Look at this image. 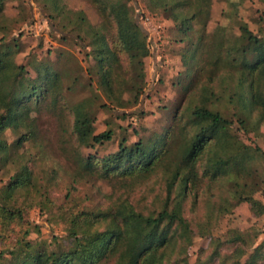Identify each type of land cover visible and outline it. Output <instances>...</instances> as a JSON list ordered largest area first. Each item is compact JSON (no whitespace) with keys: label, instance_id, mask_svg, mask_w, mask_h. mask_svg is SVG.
Instances as JSON below:
<instances>
[{"label":"trees","instance_id":"obj_1","mask_svg":"<svg viewBox=\"0 0 264 264\" xmlns=\"http://www.w3.org/2000/svg\"><path fill=\"white\" fill-rule=\"evenodd\" d=\"M6 1L0 0V171H13L3 184L8 190L42 188L28 205L17 199L0 205V242L11 245L8 254L23 255L29 258L28 264H264V242L255 244L254 237L237 228L215 234L225 207L245 201L253 213L264 211L262 203L245 190L262 182L264 152L241 135L250 138L249 133H261L264 142V33L253 32L236 14H229L238 19L239 34L252 46L236 42L233 30L225 29L209 66L194 53L187 54L189 71L179 83L183 98L173 108L170 124L162 132L129 143L123 138L117 150L100 155L85 153L84 148L111 141L113 131L96 133L92 101L70 104L66 100L63 77L67 71L51 61L44 71L34 60L16 62L21 47L17 38L6 37L10 29L4 14ZM35 1L51 7L63 4V0ZM87 1L96 8L100 22L79 39L93 60L86 72L96 75V87L105 99L100 107L129 109L136 100L125 99L123 92L128 84L144 80L147 32L129 15L123 0ZM258 1L263 8L256 22L264 28V0ZM210 2L145 0V7L149 12L175 15L181 20L179 31L188 34L194 25L205 24ZM230 5L236 9L238 3L230 1ZM77 68L83 70L78 61ZM234 82L243 84L245 93L234 103H217L213 97L223 95ZM228 108L231 118L225 115ZM34 110L52 116L55 153L70 164L66 171L70 181L59 204L52 196L59 169H35L36 161L49 159L46 145L39 142L34 154L24 147L39 139L21 129ZM7 130L16 135L11 142ZM153 178L160 187L150 191L155 187L149 186ZM95 179L118 189L102 203L78 200V185ZM137 187L147 188L140 197L131 192ZM32 206L68 230L83 227L90 232V240L82 242L70 232L63 238L32 242L28 235L40 232L39 225L28 219ZM53 208L56 215L49 216ZM196 236L209 241L191 261L189 248ZM0 264L23 263L6 261L0 251Z\"/></svg>","mask_w":264,"mask_h":264},{"label":"rangeland","instance_id":"obj_2","mask_svg":"<svg viewBox=\"0 0 264 264\" xmlns=\"http://www.w3.org/2000/svg\"><path fill=\"white\" fill-rule=\"evenodd\" d=\"M230 1L238 3L232 7ZM129 15L138 21L147 32L149 55L145 58L144 80L135 81L124 88L125 99H135L133 107L125 109L100 107L105 101L96 85V75H89L87 67L93 65V60L87 56L88 48L79 39L88 36L95 25L100 22V16L96 8L87 0H63L58 7L38 4L35 0H8L5 3L4 14L10 20L7 38L15 37L21 47V51L15 56L17 63L36 61L41 71L47 67L50 61L62 70L67 71L63 77L64 95L70 104L82 100L92 101V109L95 113L96 133L111 130L112 140L96 148H84V152L97 151L100 155L117 150L123 138L132 142L139 137H149L153 132H162L164 126L171 122V112L175 106L181 103L183 98L179 83L185 80L188 70L186 67V55L194 53L198 61L209 66L214 58L215 49L222 43L225 29H232L233 40L245 42L252 46V41L239 34L236 21L246 24L253 32L264 33L256 19L263 5L258 0H211L209 16L204 25L196 24L188 34H182L181 20L175 15L165 14L163 11L149 12L145 7V0H123ZM236 14L238 18H231L229 14ZM232 14V15H233ZM234 17V16H233ZM227 26V27H226ZM2 32H0V37ZM190 41H193L190 44ZM189 46V47H188ZM75 58L70 61L69 58ZM77 61L83 68L78 70ZM192 74V73H190ZM77 77L74 79V77ZM72 88L69 90L67 86ZM245 93L243 84L234 82L226 88L221 96L216 94L213 99L220 103L227 101L234 103L237 97ZM96 95V98L93 96ZM123 111L126 115L122 116ZM227 117H232L230 108L225 110ZM56 124L52 116L45 111H32L29 118L22 124L21 129L27 131L30 137H37V143L26 142L25 148L31 153L37 151L39 142L46 145L49 159L36 161L35 169L42 166H56L59 169L60 178L58 186L53 190L52 196L56 204L62 203L65 187L70 181L66 171L70 169L62 157L57 155L53 143L56 132ZM246 142L257 143L264 152V142L261 133H249L246 137L241 133ZM9 142L16 137L10 130L6 131ZM251 139V140H250ZM12 170L0 171V205L11 204L13 199L20 203L30 204L40 194L41 186L32 188L22 187L16 190H8L3 184L7 181ZM264 174V173H263ZM262 182L255 186L250 184L246 191L252 194L264 207V176ZM42 184L43 182L40 181ZM150 191L160 187L156 186L155 179L149 181ZM76 192L78 200L86 204L102 203L106 195L112 193V183L105 180H91L89 183L78 185ZM146 187L131 189L136 197L146 192ZM56 215V208L51 210L49 216ZM220 222L215 229V234H221L230 228H237L254 237L255 244L264 242V211L257 215L253 213L248 202L241 201L234 206H228L220 212ZM28 219L39 225V233L31 232L28 239L32 242L40 239L50 241L53 236L63 238L70 232H75L82 242L90 240V232L80 226L68 230L61 222H50L47 215L41 213L38 207L32 206L28 212ZM207 237L196 236L189 248V258L193 261L200 247L208 244ZM11 245H3L0 242V251L6 255V261L10 263L28 264L29 258L23 255H11L8 252Z\"/></svg>","mask_w":264,"mask_h":264}]
</instances>
